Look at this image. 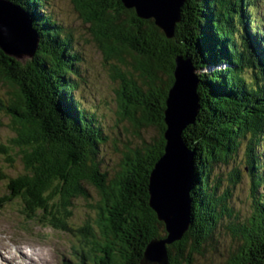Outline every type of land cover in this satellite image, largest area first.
Masks as SVG:
<instances>
[{
	"label": "trees",
	"instance_id": "trees-1",
	"mask_svg": "<svg viewBox=\"0 0 264 264\" xmlns=\"http://www.w3.org/2000/svg\"><path fill=\"white\" fill-rule=\"evenodd\" d=\"M8 1L28 13L40 42L25 63L0 50V86L7 90L0 93V128L14 134L0 142L5 203L17 202L27 218L71 230L74 201L88 206L94 194L98 231L83 233L90 247L80 264H140L147 242L163 233L148 204L147 183L165 144L163 112L174 59L186 55L201 81L196 123L183 133L194 151L193 222L168 247L169 264L202 256L225 218L235 248L223 264H264V194L256 196L264 183V33L253 17L257 0H185L171 39L120 0H67L77 20L73 30H64L46 0ZM85 45L107 66V93L94 104L86 99L94 64ZM112 105L115 126L127 124L136 144L119 149L111 140L118 162L108 170L103 152L109 131L99 109ZM149 129L155 133L140 134ZM237 161L252 179L250 216L233 211L228 189L220 194V167ZM242 178L235 166L228 173L232 186Z\"/></svg>",
	"mask_w": 264,
	"mask_h": 264
},
{
	"label": "rangeland",
	"instance_id": "rangeland-1",
	"mask_svg": "<svg viewBox=\"0 0 264 264\" xmlns=\"http://www.w3.org/2000/svg\"><path fill=\"white\" fill-rule=\"evenodd\" d=\"M46 1L48 2V5L50 7L49 9L53 11L55 16H57L56 17L57 20L61 21L62 25L64 26V30H73L78 27V25L76 26V23H77L76 17L72 16L73 15L72 10L70 9L69 3L67 0H46ZM183 6H184V3L180 7L179 12L181 11V8ZM253 11L255 12L257 23L260 26L264 24L261 20L263 19V17L259 16V15L264 16V0H257L253 4ZM24 13L28 15L26 11H24ZM178 16H179V19L176 23L171 21V25L174 24V34H175L177 25L182 20L180 13ZM143 20H146V19H143ZM147 20H151L154 26L163 33L164 31L163 28L157 27V25L155 24L156 22L154 18H148ZM31 25H32V20H31ZM35 41L36 43H35V49H34L33 55L30 56V55L24 54L21 56L23 59L18 60L19 62L25 63L26 60H29L32 57H34L35 51L37 50L39 42H40L39 35L37 33H36ZM30 43L34 44V40L33 42L31 40ZM79 45H80L78 47L79 49L84 47L83 43H80ZM84 50L86 51L85 52V56H87L86 58L93 59V64H94V71L92 70L93 71L92 78L90 79L91 80L90 88L86 92V96H87L86 99L88 100L90 104H94V101H97L100 97H104L107 93L108 84H109V81L107 80V75L105 73L107 66L106 65L103 66V64L101 63V60H100L101 57H100V54H98L99 53L98 51L91 49V48H87L86 45H85ZM178 56H181V55H178ZM181 64H182V61H181ZM182 66H184V64H182ZM174 67H175V62H174L173 69L171 71L173 80H175ZM183 68L187 69L186 66ZM195 74L197 75L199 79L198 86L196 88V93H197V90H198V87L201 81L199 78V73L195 71ZM171 86L172 84L170 85V88ZM3 92H7V90H5V87L0 86V93H3ZM190 100H192L191 97H190ZM165 102H166V99H165ZM99 111L103 115L102 124L104 125L106 130L109 131V134L107 135L108 142L106 143L107 145L105 146L106 151L103 152V157H104L103 168L109 170V169L115 168L118 162V155L115 152L116 150L114 149L113 145L110 144V141L115 140L114 142L115 146L121 149L125 145H127V147L129 148L134 147V144H136V140H134L131 137L132 133H130L127 130L128 129L127 124H124L122 126V123H120L118 127L115 126L117 118H115L116 116L113 113L115 112L114 105H112L111 107L107 109L106 107L103 108L102 110L99 109ZM197 117H198V113L196 115V119ZM4 123L6 124L7 122L4 121ZM154 133L155 131L153 129H149L148 133H145L144 131V132H141L140 134L143 137H145V135H147L148 137V135L151 136ZM13 135L14 134L9 130L8 127L0 128V142L3 141L4 143H6V140L9 138H12ZM240 156L241 155L239 154L238 158H240ZM260 161L264 163V157L261 156ZM5 165L6 164L4 161V157L3 155H0V169H7ZM15 165H17V163L14 164V166ZM241 165L244 166V164H242V161L241 162L237 161V163L233 164V166L223 165L220 167V170H219V174L221 175V179H222L221 181L222 184L220 185V188H221L220 194L224 193L225 189H228L229 194H230L229 205L232 206L233 211L236 212V214H239V217L250 216L252 209H253V204H252L253 199H252V193H251L252 179H250L247 175H245V171L241 169ZM234 166L240 169L241 171H243L242 181L236 186H232L231 183L228 181V173ZM15 168L18 169V166H15L13 168V172L16 173ZM262 168L264 170V166ZM4 173L9 174L10 172L7 170V171H4ZM2 183L6 185L4 181H2ZM149 183H150V180L148 177L147 184ZM4 188L5 186L0 184V197L2 196L0 198V202H1L0 203V247H1L0 264H18V261L13 258L16 254V252L14 251L15 249L16 251H18L19 249L18 253L20 254V257L24 259L25 264H80L81 256L84 253L85 254L89 253L88 248L90 247L89 244H87L89 242H87L84 239L88 237L86 234H83V233H86L87 231H89V233L98 231V228H97L98 223L96 221L98 217L96 216L97 218H94V216L96 215V211L98 212L97 210L98 205L96 206L95 203H98L99 199L97 198V196L93 194L94 190L91 189V192L93 194V199L88 201V206L83 200L74 201L72 211H71L72 215L69 216V220H68V224L71 230H64L60 228V226L51 224V222L49 224L42 223L41 222L42 218L38 220L36 218L32 219L28 217L30 219L29 220L21 212L20 206L17 202H12L8 204L5 203L4 196H3L5 194ZM88 188H91V187H88ZM147 191H148V186H147ZM262 194H264V183L263 182L260 183V187L258 189L256 196L260 197V195ZM164 195L167 196V193L165 192ZM148 196H149V193H148ZM3 203H5L6 205H3ZM92 203L94 204V206H96L93 209L94 211L90 209V204ZM148 204H149V199H148ZM191 212H192V206H191ZM88 216L90 218H89V221L87 222V226L85 227L84 230H81V227H83L85 220L88 218ZM226 224H227L226 218L222 219L218 223V226L215 230V234H214L212 241L210 240L211 242L209 241L208 243L209 245L207 244L202 247L204 248L202 250L204 254L202 256L200 255L194 256L192 254L191 264H223L226 261L227 257L229 258V254L227 255L226 252L228 250L234 249L235 241L229 235L226 234V231L224 230V228H226ZM162 231L163 233L161 236L160 234L158 235L156 234L153 239L147 242V245L149 244V242H152L154 240H157V241L163 240V239L165 240V238H167V236L169 235V232L166 231L165 227L163 228ZM187 231L188 230H186L185 234L187 233ZM177 235L178 234L173 235L172 243L166 244L167 246L165 245V250H166L165 252L167 255L166 261L168 262V264H169L168 247L176 242L181 241L182 240L181 237L184 236L182 235L180 239L176 240L177 238L175 239V237H177ZM213 242H216L215 243L216 245L214 247H217V248H214L213 245H211L213 244ZM145 249H144V252H145ZM20 250L24 253V255L21 254ZM142 259H143V256H142ZM165 259H166V256H165Z\"/></svg>",
	"mask_w": 264,
	"mask_h": 264
},
{
	"label": "water",
	"instance_id": "water-1",
	"mask_svg": "<svg viewBox=\"0 0 264 264\" xmlns=\"http://www.w3.org/2000/svg\"><path fill=\"white\" fill-rule=\"evenodd\" d=\"M122 1L129 9L135 10L138 18H154L157 27L163 28L164 36L173 38L174 24L171 25V21H178L179 9L185 0ZM31 27V18L23 9L8 0H0V50L6 56L19 60L23 59L21 56L24 54L33 55L36 32ZM31 40H34V44L30 43ZM174 62L175 80L168 90L163 112L166 127L163 154L154 164L148 184L149 207L157 219L163 222L169 235L165 240L149 242L140 264H168L165 245L173 242L174 234H178L176 240L180 239L191 225L190 192L195 179L194 151L185 144L183 133L196 121L199 107L196 88L199 79L193 63L186 55L177 56ZM185 66L187 69L183 68Z\"/></svg>",
	"mask_w": 264,
	"mask_h": 264
},
{
	"label": "bare ground",
	"instance_id": "bare-ground-1",
	"mask_svg": "<svg viewBox=\"0 0 264 264\" xmlns=\"http://www.w3.org/2000/svg\"><path fill=\"white\" fill-rule=\"evenodd\" d=\"M125 2H127V3H130L132 0H124ZM120 2L123 4V6H124V8H126V9H129L128 7H127V4H125L122 0H120ZM185 2V1H184ZM33 28V27H32ZM199 99V98H198ZM198 105H199V107H198V111L200 110V104H199V101H198ZM193 220V218H192V216L190 217V221H191V224H192V221ZM0 250H1V247H0ZM15 252H16V254H15V256L13 257L15 260H17L18 261V264H25V262H24V259L22 258V257H20V254L18 253V251H19V249H18V251H16V249L14 250ZM21 251V250H20ZM11 252V251H10ZM21 254H23L24 255V253L21 251Z\"/></svg>",
	"mask_w": 264,
	"mask_h": 264
}]
</instances>
